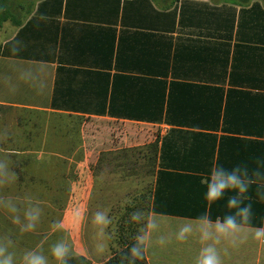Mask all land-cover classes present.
Segmentation results:
<instances>
[{
  "label": "crops",
  "instance_id": "obj_1",
  "mask_svg": "<svg viewBox=\"0 0 264 264\" xmlns=\"http://www.w3.org/2000/svg\"><path fill=\"white\" fill-rule=\"evenodd\" d=\"M171 1L33 0L20 26H0V109L107 121L127 131L125 142L150 143L155 134L148 212L161 228L147 264H194L202 245L174 233L206 209L213 220L228 212L227 197L211 206L204 200L210 169L264 157V0ZM21 125L16 119L14 128ZM4 145L0 152L11 154L18 177L9 194L30 196L44 209L34 233H19L0 211V235L12 236V250L47 252L64 237L72 257L106 264L114 252H96L91 222L100 199L93 201L89 173L87 193L77 188L74 143L55 139L46 125L35 141ZM93 161L85 152L78 166ZM248 195L253 226L264 227V200L255 186ZM159 235L172 238L160 245ZM218 249L223 264H264V242L251 234Z\"/></svg>",
  "mask_w": 264,
  "mask_h": 264
},
{
  "label": "clouds",
  "instance_id": "obj_2",
  "mask_svg": "<svg viewBox=\"0 0 264 264\" xmlns=\"http://www.w3.org/2000/svg\"><path fill=\"white\" fill-rule=\"evenodd\" d=\"M13 53H18L20 41L10 42ZM8 132L0 130V142L8 139ZM10 153L0 152V211L19 233H34L44 216V209L39 202L26 196L19 199L9 194L8 189L15 184L17 174L13 170ZM256 187L258 199L264 200V157L240 162L232 167L216 163L209 171L205 184L204 200L208 206L227 197L228 212L223 217L213 220L207 209L195 222H182L174 233L175 240L186 242L195 236L202 245L194 264H223L218 245L228 242L233 246L247 240L249 234L259 242H264V227H254V212L250 190ZM130 204L131 201H125ZM86 212L81 213L83 222ZM92 224L96 228L95 250L103 254L108 250V242L114 239V230L110 231L113 221L108 210L97 209L92 213ZM129 222L138 225L133 237L134 243L121 256V264H137L143 260L151 248L154 234L161 228V220L155 213L135 210L130 214ZM51 227L63 231L61 221H54ZM172 237L159 235L156 243L164 245ZM14 240L10 234L0 235V264H69L73 256L71 244L60 237L52 242L47 252L43 247L23 251L19 256L13 251Z\"/></svg>",
  "mask_w": 264,
  "mask_h": 264
},
{
  "label": "rangeland",
  "instance_id": "obj_3",
  "mask_svg": "<svg viewBox=\"0 0 264 264\" xmlns=\"http://www.w3.org/2000/svg\"><path fill=\"white\" fill-rule=\"evenodd\" d=\"M32 1L0 0V26H14L16 20L24 19L31 10ZM156 1L159 3V0ZM16 119L22 124L20 129L14 128ZM46 125L49 133H54L55 139L61 142L70 140V146L74 143L77 188L87 193L86 174L93 175V201L97 198L102 200L98 201L101 209L108 210L113 221L110 231L114 230L115 235L108 242L107 252H119L127 242L133 240L138 227L129 222L130 214L138 209L148 212L157 155L155 134L151 135L150 143L147 138L125 142L122 138L127 131L107 121L0 109V130L8 132L7 144L23 138L35 141L42 135ZM0 148H5L4 142H0ZM85 152L89 159L94 156L89 169L78 166L85 158ZM129 200L130 204L124 203Z\"/></svg>",
  "mask_w": 264,
  "mask_h": 264
},
{
  "label": "trees",
  "instance_id": "obj_4",
  "mask_svg": "<svg viewBox=\"0 0 264 264\" xmlns=\"http://www.w3.org/2000/svg\"><path fill=\"white\" fill-rule=\"evenodd\" d=\"M156 1V0H155ZM249 0H244V2H248ZM159 5L163 7H170L173 2L171 0H159ZM24 22V19H19L15 21V26H20ZM155 148H157V144L155 143ZM134 243V240H131L130 242H127L123 249L119 252H115L112 258L109 259V261L106 264H121V256L125 252L126 249H128L132 244ZM69 264H89V262L84 258L80 256H74L71 257L69 260ZM137 264H147V261L144 257L143 260L137 261Z\"/></svg>",
  "mask_w": 264,
  "mask_h": 264
}]
</instances>
